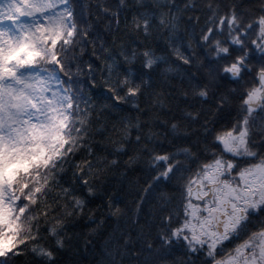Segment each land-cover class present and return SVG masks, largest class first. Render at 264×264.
Here are the masks:
<instances>
[{"label":"snow or ice","instance_id":"obj_1","mask_svg":"<svg viewBox=\"0 0 264 264\" xmlns=\"http://www.w3.org/2000/svg\"><path fill=\"white\" fill-rule=\"evenodd\" d=\"M0 264H264V0H0Z\"/></svg>","mask_w":264,"mask_h":264}]
</instances>
